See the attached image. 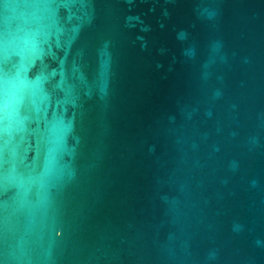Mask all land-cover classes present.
<instances>
[{"label":"water","instance_id":"1","mask_svg":"<svg viewBox=\"0 0 264 264\" xmlns=\"http://www.w3.org/2000/svg\"><path fill=\"white\" fill-rule=\"evenodd\" d=\"M0 264H264V0H0Z\"/></svg>","mask_w":264,"mask_h":264}]
</instances>
